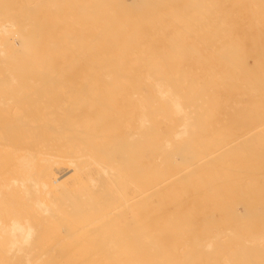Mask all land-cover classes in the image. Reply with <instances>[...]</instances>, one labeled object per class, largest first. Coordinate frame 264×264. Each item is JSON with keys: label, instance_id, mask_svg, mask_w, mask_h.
<instances>
[{"label": "bare ground", "instance_id": "1", "mask_svg": "<svg viewBox=\"0 0 264 264\" xmlns=\"http://www.w3.org/2000/svg\"><path fill=\"white\" fill-rule=\"evenodd\" d=\"M76 1L0 0V264H264V0Z\"/></svg>", "mask_w": 264, "mask_h": 264}, {"label": "rangeland", "instance_id": "2", "mask_svg": "<svg viewBox=\"0 0 264 264\" xmlns=\"http://www.w3.org/2000/svg\"><path fill=\"white\" fill-rule=\"evenodd\" d=\"M170 1H172V0H170ZM173 1H175V0H173ZM172 1V2H173ZM186 2L187 4L188 3H190V6L189 5H187L186 4V6H188V8L189 7H191V5H193V4H195L197 7H198V9L196 10V6L194 7V11L192 10V11H190L191 9H192V7H191V9H188V8H183L184 7V4L185 3H183V2ZM184 1H182L181 0V2L179 1H177L176 0V2H178L179 3V6H180V8L182 9V10H180V11H183V12H181L180 14L181 15H178L180 18H182V19H185V21L188 23V24H190L192 21H194V20H198V19H202L203 21H207L208 19H209V17L211 18H216V19H218V22H220V27L221 26H229V25H232L231 24V22H230V19H234L235 17L236 18H238L239 19V17L241 18L240 19V28L238 27V28H236V29H232V30H221V31H231V32H239V31H243V32H245L246 31V28L248 29V22H250L251 24H252V22L251 21H253V18L255 17V12H256V10H254L255 12H253L252 11V8H251V6H250V2H252V0L251 1H249V0H204V1H201V0H184ZM193 1V2H192ZM201 1V2H200ZM195 2V3H194ZM196 2L198 3V4H196ZM200 2V3H199ZM207 2V3H206ZM233 2L234 3H236V4H233ZM244 2V3H243ZM78 3V4H77ZM203 5H202V4ZM238 3V4H237ZM180 4H183V5H180ZM205 4H208V5H205ZM80 6V3L78 2V0L75 2V7H76V9H79V6ZM78 6V7H77ZM201 6V7H200ZM246 8H248V9H246ZM251 9V11H250V9ZM187 11H186V10ZM210 9V10H209ZM245 9V10H244ZM202 12V10H203V12L201 13L200 11ZM215 10V11H214ZM190 11V12H189ZM204 11H206V12H204ZM248 11H249V13H248ZM170 12H173V13H175L174 11H170ZM170 12L167 14L168 16H169V18L172 20V21H174V17L176 16V15H174L173 13H171V15H170ZM251 12V13H250ZM185 16V17H183V15ZM79 16L78 17H83L84 16V14H78ZM81 15V16H80ZM115 15V14H114ZM257 15V14H256ZM182 16V17H181ZM204 16V17H203ZM206 17V18H205ZM243 18V19H242ZM190 20V21H189ZM210 20V19H209ZM248 21V22H247ZM172 23H174V22H172ZM187 24V25H188ZM228 24V25H227ZM245 24V25H244ZM247 24V25H246ZM250 25V24H249ZM242 26V27H241ZM242 28H244V29H242ZM194 30V31H193ZM249 30V29H248ZM247 30V31H248ZM187 31V33H190V31L192 32V34H191V37L189 36L190 34H187V37H188V39H197V38H195L196 36H198V35H196V34H198V33H201V32H210V31H212L211 29H209V30H207L206 29V31L203 29V30H198V29H196V28H192V30L191 29H187L186 30ZM198 32V33H197ZM216 32H218V31H216ZM196 35V36H195ZM193 36V37H192ZM189 65L190 64H192V63H188ZM194 65H197L196 63H194ZM194 71V70H193Z\"/></svg>", "mask_w": 264, "mask_h": 264}]
</instances>
